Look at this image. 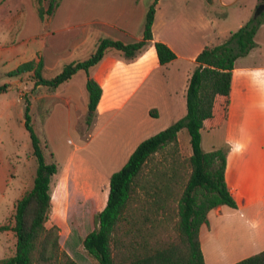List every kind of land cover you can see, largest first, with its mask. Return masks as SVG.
Instances as JSON below:
<instances>
[{
  "label": "trees",
  "instance_id": "16d2710c",
  "mask_svg": "<svg viewBox=\"0 0 264 264\" xmlns=\"http://www.w3.org/2000/svg\"><path fill=\"white\" fill-rule=\"evenodd\" d=\"M42 1L34 0L40 20L58 6V0H47L44 8ZM157 1L151 0L144 12L138 40L122 42L100 37L84 59L64 63L49 78L42 76L41 58L19 63L7 75L31 72L36 86L53 90L82 71L86 77L85 122L89 125L101 87L88 71L108 50L118 51L124 59L131 60L151 42L159 65L175 58L165 43L151 41ZM261 14L230 31L221 43L201 48L187 78L185 113L140 140L121 167L109 175L104 206L93 217L95 226L81 240L82 247L97 264H204L199 226L206 222L211 209L221 205L236 208V202L224 181L228 145L224 143L203 151L200 129L203 120L212 115L216 95L224 96L227 105L234 60L254 46L253 36ZM4 88L0 86V90ZM148 113L154 116L151 109ZM23 126L36 165L31 186L14 203L12 225H0V231L10 229L15 238L13 253L0 258V264H77L61 249L58 228L45 226L50 210V176L57 167L54 162L44 160L27 104ZM181 129L188 134L190 154L187 157L179 154L177 133ZM231 264H264V249Z\"/></svg>",
  "mask_w": 264,
  "mask_h": 264
},
{
  "label": "rangeland",
  "instance_id": "374dc122",
  "mask_svg": "<svg viewBox=\"0 0 264 264\" xmlns=\"http://www.w3.org/2000/svg\"><path fill=\"white\" fill-rule=\"evenodd\" d=\"M61 2V3H60ZM151 0H58L59 8L41 20L36 15L34 0H0V225H12L15 201L31 186L35 170V159L31 153L30 140L23 126L24 105L28 106L31 125L39 138L46 162L56 164V172L50 176V210L45 226L58 228V243L77 264H97L81 245L84 235L94 226V215L104 206L107 195L106 179L102 176L93 181L98 172L108 178L125 162L109 158L108 147L99 138H90L92 128L86 124V109L81 113L71 111L69 122L64 100L59 97L65 84L57 89L35 85L31 72L9 76L7 72L18 63L30 59H42V76L52 77L61 66L73 58L59 60L49 57L50 45H56L63 37L74 41L82 28L88 37L83 46L87 47L95 39L105 35L121 38L124 42L137 40L141 34L144 12ZM260 0H158L155 4L156 22L154 33L157 37H177L176 50L189 57L199 52L204 45L213 46L221 43L230 31H235L254 15ZM47 0L42 1L45 8ZM206 12L211 22L201 20ZM55 13V14H54ZM259 35L264 30V10L259 16ZM111 20L122 23L127 32L115 30L95 21ZM70 24L69 32L61 29ZM241 24V25H240ZM55 28V29H54ZM101 29V30H99ZM113 38V37H112ZM260 37L256 36L257 41ZM207 40V41H206ZM204 42V43H203ZM90 47V46H89ZM55 49V48H53ZM90 52V51H89ZM59 55L64 52L58 51ZM67 58V59H65ZM173 67H180L178 77L192 68L190 61L178 60L164 68V75L171 74ZM194 68V67H193ZM83 76L76 72L71 79L75 84ZM164 76V77H165ZM159 97H155L158 99ZM171 98V97H168ZM72 107V105H71ZM155 115V110L151 109ZM170 112L160 113L154 119L153 129L169 121ZM92 124L94 121V115ZM151 130L150 128L148 129ZM178 149L182 157L190 154L188 134L182 129L178 135ZM219 147L222 141H209L205 131L201 133L200 148L210 149V143ZM87 169L79 176V165ZM61 184V185H60ZM15 238L10 229L0 231V258L9 256L14 251ZM219 250V249H217ZM217 250L214 249L215 252ZM220 264H227L221 259Z\"/></svg>",
  "mask_w": 264,
  "mask_h": 264
},
{
  "label": "crops",
  "instance_id": "0c3cea01",
  "mask_svg": "<svg viewBox=\"0 0 264 264\" xmlns=\"http://www.w3.org/2000/svg\"><path fill=\"white\" fill-rule=\"evenodd\" d=\"M201 20L211 22L206 12L202 13ZM103 21L95 22L122 34L127 32L128 28L123 22ZM155 22L156 10L151 25V41L165 43L174 52V59L159 65L152 43L149 42L144 50L131 60L124 59L118 51L108 50L88 71L89 76L101 87L94 121L90 124V138L103 140L111 159L121 158L124 161L140 140L185 113L187 78L195 66L194 57L198 52L185 57L182 52L176 50L177 37L167 39L155 35ZM71 28L70 24H65L63 28L56 30L69 32ZM258 30L259 28L253 36L254 46L245 55L234 60L227 105L225 106L224 96L216 95L212 115L203 120L200 129V141L201 133L205 131L209 141H222L228 145L224 181L236 202V208L221 205L211 209L206 215V222L199 226L198 238L204 264H220L222 258L227 260V264H231L264 249V30L260 35ZM101 32H104L103 36L121 39L107 34L109 32L104 29ZM60 34V42L46 47L47 50L51 46L48 57L53 56L56 60L61 57L72 59L92 51V43L88 48L83 46L88 37L85 28L81 29L72 42L69 41L70 36L65 38V33ZM256 36L260 37L258 44L254 40ZM96 41L97 39L93 43V49ZM58 51L64 54L59 55ZM74 60L78 59L73 58L70 61ZM178 60L190 61L192 68L179 78L177 73L180 67H173L174 72L166 78L164 68L173 66ZM71 78L63 82L65 85L59 95L70 115L69 122L73 116L70 114V108L76 113L86 109L85 74L83 73L81 80L76 84L73 81L75 79ZM155 97H159L158 102ZM150 109L155 110L154 116L148 113ZM165 111L170 112L171 122H165L158 129L152 130L154 119ZM180 131L177 133V139ZM210 145V149L216 148L212 142ZM237 145L242 146L239 151L235 150ZM79 169L78 174L82 176L87 168L80 164ZM99 177L106 179V182L108 180L106 175L98 172L93 181ZM214 249L219 250L215 252Z\"/></svg>",
  "mask_w": 264,
  "mask_h": 264
},
{
  "label": "water",
  "instance_id": "95a60500",
  "mask_svg": "<svg viewBox=\"0 0 264 264\" xmlns=\"http://www.w3.org/2000/svg\"><path fill=\"white\" fill-rule=\"evenodd\" d=\"M264 10V3H259L254 10V15L253 16H257L260 12H262Z\"/></svg>",
  "mask_w": 264,
  "mask_h": 264
},
{
  "label": "clouds",
  "instance_id": "9594fccd",
  "mask_svg": "<svg viewBox=\"0 0 264 264\" xmlns=\"http://www.w3.org/2000/svg\"><path fill=\"white\" fill-rule=\"evenodd\" d=\"M241 147H242L241 145H237L236 148H235V150L236 151H239L241 149Z\"/></svg>",
  "mask_w": 264,
  "mask_h": 264
}]
</instances>
